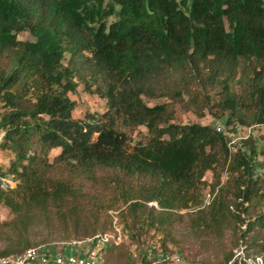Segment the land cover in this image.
<instances>
[{
    "label": "trees",
    "instance_id": "1",
    "mask_svg": "<svg viewBox=\"0 0 264 264\" xmlns=\"http://www.w3.org/2000/svg\"><path fill=\"white\" fill-rule=\"evenodd\" d=\"M76 76L106 101L97 120L72 117ZM143 96L167 101L148 106ZM0 103V150L11 155L0 175L16 181L0 184V204L23 231L51 214L90 237L109 230L99 211L118 204L141 229L168 231L185 214L192 229L235 230L251 208L244 234L257 238L238 242L263 254L264 146L252 131L230 143L237 129L264 126V0H0ZM177 103L225 130L174 123ZM117 121L145 127L148 139L130 145ZM208 172L214 196L203 206Z\"/></svg>",
    "mask_w": 264,
    "mask_h": 264
},
{
    "label": "rangeland",
    "instance_id": "2",
    "mask_svg": "<svg viewBox=\"0 0 264 264\" xmlns=\"http://www.w3.org/2000/svg\"><path fill=\"white\" fill-rule=\"evenodd\" d=\"M17 39L20 41H32L33 37L28 32H20L17 35ZM70 60V55L65 54L63 63L67 65ZM89 79L88 76L84 77V81ZM77 81V87L73 93H69V98L75 102V107L72 111V117L85 120L89 117L98 119L103 113L108 109L106 101L99 98L95 94L88 93L84 88L85 84L78 77H75ZM143 101L148 106H153L156 104L163 103L167 100L163 98H148L143 96ZM175 114L173 117V122L176 124H188L196 123L201 125H215L219 126L221 131L225 130L224 121H216L207 112L203 118L197 117L193 112L187 111L181 104L174 105ZM2 113L1 103H0V114ZM116 127L118 130L123 132L129 141V144L134 146L138 143H144L148 139V133L145 127L139 126L135 128H125L121 125L120 121H117ZM252 131V135L257 139L259 149L264 146V126L255 128ZM248 135V131L243 128L237 129L233 138L243 137ZM2 140V134L0 133V143ZM237 141L235 145L239 143ZM236 145V147H237ZM261 145V146H260ZM60 150H52L49 154V159L52 160L55 155H57ZM11 155L8 152H3L0 150V169L5 170L9 166ZM257 162L264 165V156L259 155ZM264 168V167H263ZM259 173L257 175L260 177V185L264 184V170H257ZM226 174L222 175L223 183L226 181ZM207 185L202 188L201 195L203 200V206L208 205L214 194L210 192V185L212 182L211 173H206L204 177ZM13 182V181H11ZM16 184V181L13 185ZM264 204V201L262 202ZM105 205L110 203L105 202ZM149 206H156L155 203H149ZM264 210V206L262 208ZM125 213V208L120 204L109 208L104 214V211H99V222L101 224L105 220L111 221L109 230L113 228V221L116 219L117 226L121 228L127 234V240L124 246L114 252L111 249V256L109 252L106 255L107 264H125L129 261V249L132 245H140L149 239H155L160 237V241L166 244L169 250L178 252L184 257L200 263V264H223L225 258L228 254H233V251L237 249L239 245V239L241 236L247 235L246 240L252 242L257 238L258 231H251L248 234H244L245 224L255 220V215L257 214L255 210L249 209L248 213L244 214V223L238 224L237 228L233 230L232 226L223 224L219 228L210 227L209 229H192L188 217H185L186 211H183L184 218L176 222L172 228L168 231H158L155 229L143 228L141 229L138 224H134L132 220L125 217L122 212ZM188 211H195L190 209ZM92 212L90 210H85L82 218L83 221L89 223L92 220ZM13 220H17L16 214L12 213L3 204H0V253L11 250L12 253L22 252L24 249L21 248V239H27L30 246H40L47 245L54 247L55 245H61V243H67L74 240H80L82 236L75 235V231L72 225L64 226L62 220L58 217H54L51 214L48 216H36L29 223H27V228L23 231L22 227L16 226L15 222L11 224ZM108 228V227H107ZM107 230V231H109ZM210 230V231H209ZM97 233H101L98 229ZM20 238V239H19ZM29 246V247H30ZM110 250V251H111ZM264 255V252H263Z\"/></svg>",
    "mask_w": 264,
    "mask_h": 264
},
{
    "label": "built area",
    "instance_id": "3",
    "mask_svg": "<svg viewBox=\"0 0 264 264\" xmlns=\"http://www.w3.org/2000/svg\"><path fill=\"white\" fill-rule=\"evenodd\" d=\"M216 129L221 131L219 126ZM250 133L251 129H248V135ZM237 139L232 140L230 144ZM14 182L12 176L3 177L0 175L2 186L13 185ZM126 240L127 234L117 226L115 219L112 230L80 240L61 243L54 247L32 246L20 253L0 257V264H107V252L124 246ZM160 240V237H157L140 245H132L129 249L131 264H200L187 259L178 252L164 249ZM224 264H264V255L249 254L246 244L240 241L237 249L233 251L231 259Z\"/></svg>",
    "mask_w": 264,
    "mask_h": 264
}]
</instances>
